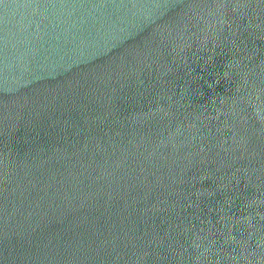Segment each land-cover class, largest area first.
I'll return each mask as SVG.
<instances>
[{
  "label": "water",
  "instance_id": "obj_1",
  "mask_svg": "<svg viewBox=\"0 0 264 264\" xmlns=\"http://www.w3.org/2000/svg\"><path fill=\"white\" fill-rule=\"evenodd\" d=\"M0 264H264V0H0Z\"/></svg>",
  "mask_w": 264,
  "mask_h": 264
}]
</instances>
